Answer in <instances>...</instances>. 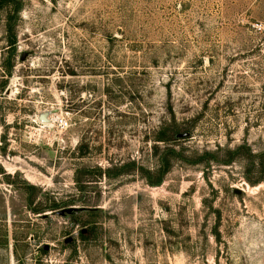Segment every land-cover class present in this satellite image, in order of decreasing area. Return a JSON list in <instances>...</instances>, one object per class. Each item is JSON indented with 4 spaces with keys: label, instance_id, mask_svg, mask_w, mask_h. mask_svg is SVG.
I'll return each mask as SVG.
<instances>
[{
    "label": "rangeland",
    "instance_id": "obj_1",
    "mask_svg": "<svg viewBox=\"0 0 264 264\" xmlns=\"http://www.w3.org/2000/svg\"><path fill=\"white\" fill-rule=\"evenodd\" d=\"M11 1L0 264H264V0Z\"/></svg>",
    "mask_w": 264,
    "mask_h": 264
},
{
    "label": "trees",
    "instance_id": "obj_2",
    "mask_svg": "<svg viewBox=\"0 0 264 264\" xmlns=\"http://www.w3.org/2000/svg\"><path fill=\"white\" fill-rule=\"evenodd\" d=\"M11 0H0V9H2L4 6H7V4H11ZM16 44L15 37L11 39L10 46L13 48ZM178 134L177 131L168 133L166 129H163L161 133H159V136L157 137V142H171L174 140L175 136ZM176 152L173 149H167L165 153L160 157V170L158 172V177L154 181H149L151 185H159L163 181L165 175L169 172L171 168V158L174 157ZM264 178V177H262ZM263 180V179H262Z\"/></svg>",
    "mask_w": 264,
    "mask_h": 264
},
{
    "label": "built area",
    "instance_id": "obj_3",
    "mask_svg": "<svg viewBox=\"0 0 264 264\" xmlns=\"http://www.w3.org/2000/svg\"><path fill=\"white\" fill-rule=\"evenodd\" d=\"M59 125L61 128H66L68 126V122L66 119L62 118V119H59Z\"/></svg>",
    "mask_w": 264,
    "mask_h": 264
},
{
    "label": "water",
    "instance_id": "obj_4",
    "mask_svg": "<svg viewBox=\"0 0 264 264\" xmlns=\"http://www.w3.org/2000/svg\"><path fill=\"white\" fill-rule=\"evenodd\" d=\"M40 120L43 121V122H47V121H48V119H47L46 116H41V117H40Z\"/></svg>",
    "mask_w": 264,
    "mask_h": 264
},
{
    "label": "bare ground",
    "instance_id": "obj_5",
    "mask_svg": "<svg viewBox=\"0 0 264 264\" xmlns=\"http://www.w3.org/2000/svg\"><path fill=\"white\" fill-rule=\"evenodd\" d=\"M48 122H49V120L47 122H45V123H48Z\"/></svg>",
    "mask_w": 264,
    "mask_h": 264
}]
</instances>
